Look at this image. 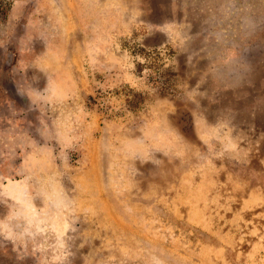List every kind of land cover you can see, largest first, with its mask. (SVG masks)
Segmentation results:
<instances>
[{
    "label": "rangeland",
    "instance_id": "1",
    "mask_svg": "<svg viewBox=\"0 0 264 264\" xmlns=\"http://www.w3.org/2000/svg\"><path fill=\"white\" fill-rule=\"evenodd\" d=\"M0 264H264V0H0Z\"/></svg>",
    "mask_w": 264,
    "mask_h": 264
},
{
    "label": "clouds",
    "instance_id": "2",
    "mask_svg": "<svg viewBox=\"0 0 264 264\" xmlns=\"http://www.w3.org/2000/svg\"><path fill=\"white\" fill-rule=\"evenodd\" d=\"M250 29L253 27L252 25H249Z\"/></svg>",
    "mask_w": 264,
    "mask_h": 264
}]
</instances>
